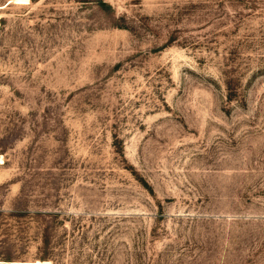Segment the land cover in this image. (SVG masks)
<instances>
[{"label":"rangeland","instance_id":"obj_1","mask_svg":"<svg viewBox=\"0 0 264 264\" xmlns=\"http://www.w3.org/2000/svg\"><path fill=\"white\" fill-rule=\"evenodd\" d=\"M0 262L264 264V0H0Z\"/></svg>","mask_w":264,"mask_h":264},{"label":"bare ground","instance_id":"obj_2","mask_svg":"<svg viewBox=\"0 0 264 264\" xmlns=\"http://www.w3.org/2000/svg\"><path fill=\"white\" fill-rule=\"evenodd\" d=\"M3 160V157H2V155L0 156V161H2ZM3 264H17V263H10V262H5V263H3Z\"/></svg>","mask_w":264,"mask_h":264},{"label":"trees","instance_id":"obj_3","mask_svg":"<svg viewBox=\"0 0 264 264\" xmlns=\"http://www.w3.org/2000/svg\"><path fill=\"white\" fill-rule=\"evenodd\" d=\"M3 263H5V262H0V264H3ZM10 263H16V262H10ZM18 264V263H17Z\"/></svg>","mask_w":264,"mask_h":264}]
</instances>
